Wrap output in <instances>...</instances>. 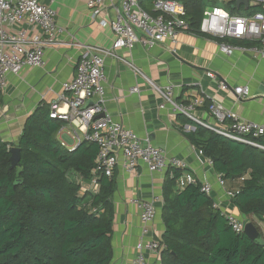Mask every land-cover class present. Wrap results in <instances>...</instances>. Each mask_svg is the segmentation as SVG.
Masks as SVG:
<instances>
[{
  "label": "trees",
  "instance_id": "trees-1",
  "mask_svg": "<svg viewBox=\"0 0 264 264\" xmlns=\"http://www.w3.org/2000/svg\"><path fill=\"white\" fill-rule=\"evenodd\" d=\"M177 1L185 5L190 32L201 35L208 2L234 15L264 13V3L247 11L235 8L237 0ZM228 42L261 48L258 42ZM178 119L195 128L185 135L225 182L242 180L232 203L264 236V150L183 115ZM63 125L51 119L50 105L43 102L25 124L18 144L21 161L14 170L12 147L0 140V264L112 263L116 182L102 176L98 192L88 190L98 147L83 142L72 151L63 148L57 140ZM259 142L264 145V139ZM181 174L168 171L163 187L162 264H264V246L236 234L200 184L176 188Z\"/></svg>",
  "mask_w": 264,
  "mask_h": 264
},
{
  "label": "crops",
  "instance_id": "crops-1",
  "mask_svg": "<svg viewBox=\"0 0 264 264\" xmlns=\"http://www.w3.org/2000/svg\"><path fill=\"white\" fill-rule=\"evenodd\" d=\"M40 1L55 10L57 24L66 33L57 45L46 51L43 68L26 67L19 76L8 78L0 103V140L12 148L18 147L28 118L43 102L50 105L62 93L63 84L76 76L83 49L94 47L111 51L116 41L110 26L103 28L99 25L103 19L110 18V11H104L93 19L88 0ZM142 7L151 11L152 2L144 0ZM213 7V4L207 7L206 13ZM23 27L30 35L39 32L38 28L26 24L17 26V29ZM260 49L262 46L259 51L248 49L228 56L212 37L181 32L177 43L166 40L152 49L138 44L132 51L117 50L114 55L105 58L107 113L136 132L144 144L151 143L164 150L169 157L185 161L190 167L189 172L198 181L208 180L213 185L212 202L216 201L226 213L245 221L247 218L227 196V192L242 186V180L226 182L224 187L218 184L219 174L214 166L199 159L197 148L185 135L195 131V128L180 121V115L173 114L170 106L160 107L163 99L156 88L170 84L180 86L176 93L179 103H189L201 96L210 104L222 105L241 120L264 126V56ZM208 72H215L219 80L209 78ZM220 80H226L233 87H248L251 98L239 101L233 91L220 88ZM209 108L206 104L197 109V120L202 124H217ZM198 121L194 122L201 124ZM65 139L72 143L70 138ZM166 174H152L143 166L131 173L122 163L117 166L113 177L116 188L113 197L114 256L111 264H130L139 253L137 244L142 233L140 210L133 200H153L155 197L162 200L156 203L157 217L152 233L156 238L163 236ZM149 259L153 264V257Z\"/></svg>",
  "mask_w": 264,
  "mask_h": 264
},
{
  "label": "built area",
  "instance_id": "built-area-1",
  "mask_svg": "<svg viewBox=\"0 0 264 264\" xmlns=\"http://www.w3.org/2000/svg\"><path fill=\"white\" fill-rule=\"evenodd\" d=\"M144 0H88L87 4L93 19L104 11L112 15L100 22V27L110 26L116 36L111 51L94 47L83 49L78 64L76 76L65 82L63 91L50 103V117L62 121L64 125L58 132L57 140L63 148L74 150L83 142L96 144L98 154L93 179L89 183V191L98 192L100 177L113 178L117 166L135 173L140 167H146L150 173L165 174L168 171H180L176 179V187L183 190L190 185L200 184L202 192L210 199L213 185L208 181H198L189 172L190 167L183 160L169 157L166 152L151 143L144 144L136 132L127 128L122 122L115 121L107 113L105 107V58L114 55L117 50L132 51L138 44L147 49L162 44L168 40L177 43L181 32H190L186 21L185 5L177 0H153L152 12L142 7ZM26 24L38 28L39 32L29 34L28 29L17 26ZM201 32L212 38L220 39V50L228 56L236 51H259V48H245L232 45L229 40H244L258 42L262 46L260 53L264 56V13L253 15H234L221 7H213L206 13L201 25ZM66 30L57 24L55 10L41 3L40 0H0V103L1 96L8 84L10 76H19L23 69L43 68L46 51L58 44ZM176 53V51L174 50ZM207 76L219 80L215 72ZM222 90H231L239 101L251 98L248 87H233L226 80H220ZM180 86L168 85L157 87L162 96L161 108L170 106L172 113L183 115L193 121H198L196 110L206 106L204 97H197L189 103H179L176 93ZM210 112L217 124H202L211 131L228 139L264 150L259 140L264 139V126L251 121L241 120L227 112L217 103L210 104ZM65 137L71 139L70 144ZM202 162L213 166V161L206 158L202 150L197 149ZM204 160V161H203ZM173 177V176H172ZM79 179V178H77ZM221 176L218 184L225 186ZM230 200L235 197L234 191L227 192ZM162 201L159 197L153 200L135 199L133 203L140 210L141 236L137 244L138 255L130 264H162V253L165 245L161 238L154 237L152 229L157 217L156 203ZM213 208L220 211L228 220L233 231L242 235L245 233L247 221L231 213H226L215 201Z\"/></svg>",
  "mask_w": 264,
  "mask_h": 264
},
{
  "label": "water",
  "instance_id": "water-1",
  "mask_svg": "<svg viewBox=\"0 0 264 264\" xmlns=\"http://www.w3.org/2000/svg\"><path fill=\"white\" fill-rule=\"evenodd\" d=\"M237 0L235 8L240 10L242 7L244 10H249L253 8H258L261 5V2L264 0ZM12 156L10 158V169L14 170L20 165L21 161V149L19 147H13L11 149ZM255 244L264 246V236L259 232L258 228L252 223L247 222L245 226V233Z\"/></svg>",
  "mask_w": 264,
  "mask_h": 264
},
{
  "label": "rangeland",
  "instance_id": "rangeland-1",
  "mask_svg": "<svg viewBox=\"0 0 264 264\" xmlns=\"http://www.w3.org/2000/svg\"><path fill=\"white\" fill-rule=\"evenodd\" d=\"M210 1H211V0H210ZM259 2H260V1H259ZM262 3H264V1L261 2V4H262ZM211 5H212V4H211L210 2H208V7H211Z\"/></svg>",
  "mask_w": 264,
  "mask_h": 264
}]
</instances>
